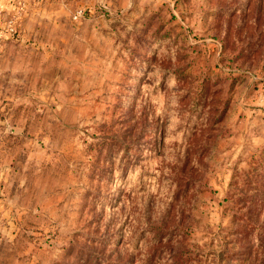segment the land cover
Masks as SVG:
<instances>
[{
  "label": "rangeland",
  "instance_id": "rangeland-1",
  "mask_svg": "<svg viewBox=\"0 0 264 264\" xmlns=\"http://www.w3.org/2000/svg\"><path fill=\"white\" fill-rule=\"evenodd\" d=\"M0 264H264V0H7Z\"/></svg>",
  "mask_w": 264,
  "mask_h": 264
},
{
  "label": "crops",
  "instance_id": "crops-1",
  "mask_svg": "<svg viewBox=\"0 0 264 264\" xmlns=\"http://www.w3.org/2000/svg\"><path fill=\"white\" fill-rule=\"evenodd\" d=\"M7 0H0V8H4Z\"/></svg>",
  "mask_w": 264,
  "mask_h": 264
},
{
  "label": "built area",
  "instance_id": "built-area-1",
  "mask_svg": "<svg viewBox=\"0 0 264 264\" xmlns=\"http://www.w3.org/2000/svg\"><path fill=\"white\" fill-rule=\"evenodd\" d=\"M10 30H11V31L13 30L12 27H10Z\"/></svg>",
  "mask_w": 264,
  "mask_h": 264
}]
</instances>
